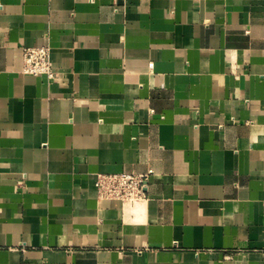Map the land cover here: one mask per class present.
Masks as SVG:
<instances>
[{"label":"crops","instance_id":"0c3cea01","mask_svg":"<svg viewBox=\"0 0 264 264\" xmlns=\"http://www.w3.org/2000/svg\"><path fill=\"white\" fill-rule=\"evenodd\" d=\"M0 264H264V0H0Z\"/></svg>","mask_w":264,"mask_h":264},{"label":"built area","instance_id":"2783aa9c","mask_svg":"<svg viewBox=\"0 0 264 264\" xmlns=\"http://www.w3.org/2000/svg\"><path fill=\"white\" fill-rule=\"evenodd\" d=\"M22 56L24 74L45 76L48 79L55 76L48 46L24 47ZM147 183V174L120 172L97 174L94 185L99 199L130 205L145 199Z\"/></svg>","mask_w":264,"mask_h":264}]
</instances>
